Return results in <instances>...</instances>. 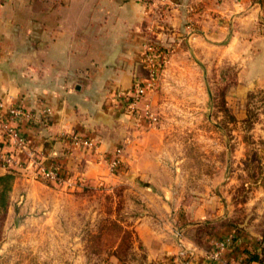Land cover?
Returning a JSON list of instances; mask_svg holds the SVG:
<instances>
[{
  "label": "rangeland",
  "instance_id": "374dc122",
  "mask_svg": "<svg viewBox=\"0 0 264 264\" xmlns=\"http://www.w3.org/2000/svg\"><path fill=\"white\" fill-rule=\"evenodd\" d=\"M186 45L172 63L170 48L162 47L166 63L138 112L120 106L129 90L115 99L118 106L111 107L133 125L111 129L99 161L109 171L100 166L103 172L86 179L71 174L70 185L53 187L33 171L2 170L0 178H13L0 199V264H154L135 225L171 195L210 202V219L199 227L204 248L222 231L263 234L264 87H240V64L220 63L209 53L200 58ZM142 66L139 81L150 73ZM134 133L128 146L126 134ZM96 135L83 136L99 149L105 138ZM119 148L123 165L113 171L108 157Z\"/></svg>",
  "mask_w": 264,
  "mask_h": 264
},
{
  "label": "crops",
  "instance_id": "0c3cea01",
  "mask_svg": "<svg viewBox=\"0 0 264 264\" xmlns=\"http://www.w3.org/2000/svg\"><path fill=\"white\" fill-rule=\"evenodd\" d=\"M173 1L180 6L164 18L135 0L0 1V98L35 115V121L20 124L28 140L22 161L59 158L70 180L71 174L86 179L103 172L98 167L105 163L99 161L111 129L123 121L126 131L133 125L117 115L115 99L143 75L144 46L150 39L170 48L169 63L182 54L183 42L200 58L209 53L220 63L240 64V87H264V0ZM195 1L199 13L190 27L185 7ZM73 133L102 135L99 154L73 150L64 139ZM136 133L126 134L128 146ZM169 192L164 189L165 199ZM162 202L142 212L135 225L154 264H185L184 249L189 264H218L209 258L212 245L204 248L198 237L199 227L210 219V202L190 195L184 201L171 195ZM219 234L215 242L235 235L252 249H259L262 240L234 230ZM240 258L232 246L223 255L226 262Z\"/></svg>",
  "mask_w": 264,
  "mask_h": 264
},
{
  "label": "built area",
  "instance_id": "2783aa9c",
  "mask_svg": "<svg viewBox=\"0 0 264 264\" xmlns=\"http://www.w3.org/2000/svg\"><path fill=\"white\" fill-rule=\"evenodd\" d=\"M8 1V0H0ZM139 3L146 5L149 8H155L158 10L159 15L164 18L169 11L176 9L180 5L173 0H135ZM199 3L192 2L185 8L191 18L190 27H193V18L199 13ZM159 46L153 40H147L144 46V57L142 64L144 68L149 69V77L143 81H135L133 87L124 93L122 97V107L131 113L138 112L140 101L152 90L153 85L159 78V73L166 63V52L159 50ZM154 83V84H153ZM149 111V110H146ZM149 112H147L148 114ZM149 119L155 120L153 116ZM27 120L30 122L35 121V115L28 112L21 105H9L6 101L0 98V168H20L28 171H33L36 180L48 185L53 186H66L71 182L67 176V172L62 166V163H58L56 160H49L42 156L31 161H22L21 155L27 147V137L21 131L20 124L22 121ZM62 139V136H61ZM64 139L68 144L86 150L87 152H98V145L88 137L81 134H70L64 136ZM108 160L113 171L120 169L123 165L122 150L120 148L108 157ZM234 238L230 237L226 240L217 241L213 244V251L209 254V258L218 264H244L243 258L233 260L232 262H226L223 259V255L228 247L233 246ZM184 248V247H183ZM188 252L185 249L181 252V256H188Z\"/></svg>",
  "mask_w": 264,
  "mask_h": 264
},
{
  "label": "trees",
  "instance_id": "16d2710c",
  "mask_svg": "<svg viewBox=\"0 0 264 264\" xmlns=\"http://www.w3.org/2000/svg\"><path fill=\"white\" fill-rule=\"evenodd\" d=\"M158 49L163 50L162 47H158ZM57 162L62 163L61 159H58ZM62 166H64L63 163H62ZM10 174L0 178V187L4 186V188L0 190L1 201L5 200L6 193L8 190L7 184H9L13 178L12 176L13 174L12 173ZM48 186H53V185L48 184ZM261 236H262V240H261V243L259 244V249H255V248L252 249V248L247 247L246 245H242L241 242L239 243L238 239L234 238L233 240L234 244L232 247L235 248V251L238 252V254L242 255L244 264H252L254 262H260V263L264 262V232ZM212 247L213 245L211 246V248Z\"/></svg>",
  "mask_w": 264,
  "mask_h": 264
}]
</instances>
